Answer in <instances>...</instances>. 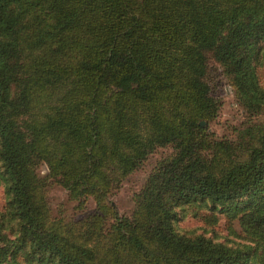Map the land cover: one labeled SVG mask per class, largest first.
Segmentation results:
<instances>
[{"label": "trees", "instance_id": "trees-1", "mask_svg": "<svg viewBox=\"0 0 264 264\" xmlns=\"http://www.w3.org/2000/svg\"><path fill=\"white\" fill-rule=\"evenodd\" d=\"M209 59L245 115L233 138L208 131ZM260 115L264 0H0V264H264ZM160 145L120 215L108 196ZM47 177L94 210L51 216ZM196 200L242 240L179 232Z\"/></svg>", "mask_w": 264, "mask_h": 264}, {"label": "rangeland", "instance_id": "rangeland-1", "mask_svg": "<svg viewBox=\"0 0 264 264\" xmlns=\"http://www.w3.org/2000/svg\"><path fill=\"white\" fill-rule=\"evenodd\" d=\"M205 79L210 87L211 94L218 101L217 114L208 122V131L214 137L233 138L235 129L244 120L245 115L242 108L235 101L231 87L220 66L212 59L208 60ZM255 119H264V115H260ZM171 152L170 145L155 146L108 196L109 201L120 215H130L134 205V194L142 186L155 162ZM37 172L39 175L44 176L46 167L43 163L39 164ZM45 192L49 212L53 217L64 220L78 219L94 210V202L90 197L86 198L81 207L76 206L77 202L68 198L66 189L49 177L46 178ZM4 202L3 185L0 182V209H3ZM209 214L216 216L214 222L211 221ZM175 224L179 232L184 234L203 233L216 240L229 243L242 240V234L235 220L231 222L230 230L222 213L216 209L208 208L206 204L198 200L184 204L180 208Z\"/></svg>", "mask_w": 264, "mask_h": 264}, {"label": "water", "instance_id": "water-1", "mask_svg": "<svg viewBox=\"0 0 264 264\" xmlns=\"http://www.w3.org/2000/svg\"><path fill=\"white\" fill-rule=\"evenodd\" d=\"M203 123V121H199V124H202Z\"/></svg>", "mask_w": 264, "mask_h": 264}]
</instances>
